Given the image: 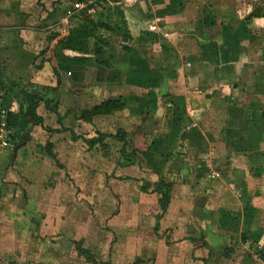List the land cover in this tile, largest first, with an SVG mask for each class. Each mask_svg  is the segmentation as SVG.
<instances>
[{
  "label": "crops",
  "instance_id": "1",
  "mask_svg": "<svg viewBox=\"0 0 264 264\" xmlns=\"http://www.w3.org/2000/svg\"><path fill=\"white\" fill-rule=\"evenodd\" d=\"M37 1L19 0L18 10L37 15ZM41 1L49 26L72 24L70 0ZM106 1L103 13L123 16L130 49L122 48L116 33L99 28L101 42L94 47L102 54H87L93 60L84 64H56L60 100L66 92L83 108L88 96L95 104L126 99L122 111L93 115L95 130L122 128L132 147L155 153L156 163L171 162L168 179L177 180L171 201L184 191L180 201L186 205L177 211L188 212L173 216V223L204 227L210 249L189 239L199 237H180V227L169 243L184 242L186 256L205 257L203 264H263L250 254L264 244V0ZM0 28L6 32L1 50L30 51L27 62L38 59L39 48L50 52L54 45L37 29L30 35L25 26ZM6 71L9 80L26 82ZM15 156L0 148L1 181ZM154 264L162 260L155 257Z\"/></svg>",
  "mask_w": 264,
  "mask_h": 264
},
{
  "label": "rangeland",
  "instance_id": "2",
  "mask_svg": "<svg viewBox=\"0 0 264 264\" xmlns=\"http://www.w3.org/2000/svg\"><path fill=\"white\" fill-rule=\"evenodd\" d=\"M76 1L79 0L68 3L72 24L81 9L74 7ZM18 2L0 0V26L7 27V30L12 26H25L28 34H32L33 28L45 32L47 37L49 29L66 34L72 25L63 27L62 23H51L52 27L49 26L41 0L36 2V8L40 10L37 15L19 11ZM105 3V0H91L86 5L90 16L95 20H105L102 13ZM110 20L118 22L114 16ZM2 35L6 36V32L0 28V38ZM53 41L55 45L56 40ZM95 41L91 39V46H95ZM2 47L0 64L4 70L7 68L6 73L13 76L22 74L25 85L33 80L36 86L46 87L47 98L54 100L55 76L46 61L51 55L49 46L38 49L35 62H27L32 58L30 51L9 49L3 52ZM40 59L45 61L37 68ZM84 86H89L85 92L89 95L92 86ZM11 90L5 99L0 98V107L3 105L6 111L15 112L24 99ZM88 97L84 101V109L95 105L92 97ZM72 102L65 92L62 100L60 96L58 99L60 117L41 102L37 113L44 114L45 126L70 128L77 139H71L66 130L49 133L26 118L27 121L21 119L19 126L10 129L9 145L1 148L16 156L14 163L12 160L13 164L5 167L4 180H0L4 185L0 194V264H154L155 257L162 260V264H203L205 257L192 259L186 256L184 242L169 243V237L175 236L172 231L180 227V237H199L197 244H205L210 249L204 237V227L188 225V221L173 223V216L188 214L185 208L177 211L185 202V192L180 191L178 195L183 203L178 199L171 201L170 195L155 233V217L160 213L159 194L140 189L142 180L154 182L160 178L170 181L173 187V181L177 180L168 179L173 175L171 162L167 165L165 162L156 163L155 153L151 155L149 150L132 147L127 141L126 149L134 152L135 161L125 164L129 157L121 155V142L108 137L102 143L87 148L80 137L96 136L95 124L79 118L82 108ZM25 135L29 137L26 142L14 144ZM46 143L50 145L53 157L46 153ZM260 246L255 245L250 255L263 262L260 254L257 255Z\"/></svg>",
  "mask_w": 264,
  "mask_h": 264
},
{
  "label": "trees",
  "instance_id": "3",
  "mask_svg": "<svg viewBox=\"0 0 264 264\" xmlns=\"http://www.w3.org/2000/svg\"><path fill=\"white\" fill-rule=\"evenodd\" d=\"M89 6H85L84 8H81L79 11V14L75 16V19L73 21V24L71 27L66 31V34H60L57 30L49 29L50 33L47 34V42L50 43L53 40H56L55 45L52 48L51 55L47 58V62L51 66V70L53 75L56 78L55 85L53 87L55 98L54 100L47 98L46 96V87L44 86H36L34 82H28L27 85L25 83H19L15 80H9L4 72H3V66L0 64V92H1V99L4 97L6 98L8 94V90L12 89L13 92H18L19 96H22L24 101L22 100V105L19 107L18 111L11 112L6 111V122L9 129L16 128L21 124L20 120L24 119L27 121L26 118L30 119L31 123L33 125L37 124L42 126L46 131L49 133L52 132H60L62 130H66L69 132V135L71 139L75 140L78 138L76 134H74V131L70 128L61 126L60 128H51L48 126H45L43 124V117L37 113V107L39 103H43L46 109L53 112L58 116L57 106H58V84H59V78H58V71L56 69V64L63 63V64H83L89 60H93L91 56H86L89 53H93L95 55L102 54V48L100 46L92 47L91 46V39H95L96 41H100V36L97 33V30L99 28H106L112 31L113 33H116L122 42V48L124 50H129L130 46L128 45V42L130 40V35L127 31L125 21L123 19V16L120 12L117 13L118 16V22L112 23L110 20V15L105 14L104 18L105 20H95L92 18L88 12ZM50 14V12H47V16ZM68 49L75 52H78L82 55L79 56H69L67 54L63 53V50ZM43 53V52H39ZM98 58H96L97 60ZM45 61L40 59V62ZM95 61V57H94ZM98 63H102L99 61ZM40 65H38L39 67ZM13 84V85H11ZM7 85L12 86V88L7 87ZM28 86V88H27ZM49 89V88H48ZM4 98V99H5ZM0 104L1 101H0ZM127 104L126 99L122 97H116V98H109L106 100H103L89 108H82L79 113V118L85 121H91V118L93 115L96 114H110L115 111L121 110L125 107ZM2 108H5L3 105ZM60 117V116H58ZM130 132H127L123 130L122 128H117L115 133H104L100 131H96V136L90 137V138H84L80 137L82 141L86 144L87 148H92L96 143H102L105 138L114 139L121 142L120 147V153L123 156L129 157L128 161L125 164H132L135 161V155L134 152L128 151L126 149L127 144V136ZM28 135L22 136L19 138L20 140L17 142H14V144L26 142L28 140ZM45 151L46 153L53 157V154L50 149V145L46 143L45 145ZM172 188V183L170 181H166L164 179H158L157 181L150 182L147 180H142L140 189L144 192L150 191V192H157L159 194L158 197V203H159V210L160 213L157 214L155 217V226H154V232H158L159 228V220L161 219L163 213L165 212L167 205L170 201V192ZM244 237V236H242ZM192 241H196V238H189ZM261 259L264 260V251L260 253Z\"/></svg>",
  "mask_w": 264,
  "mask_h": 264
},
{
  "label": "built area",
  "instance_id": "4",
  "mask_svg": "<svg viewBox=\"0 0 264 264\" xmlns=\"http://www.w3.org/2000/svg\"><path fill=\"white\" fill-rule=\"evenodd\" d=\"M90 2L91 0H83L80 2H75L74 7L83 8L84 6L88 5ZM10 134H11V130L8 128L6 122V109L0 107V148H4L5 146L9 145L7 139L8 137H10ZM262 251H264V244L258 247L257 255L260 254Z\"/></svg>",
  "mask_w": 264,
  "mask_h": 264
}]
</instances>
